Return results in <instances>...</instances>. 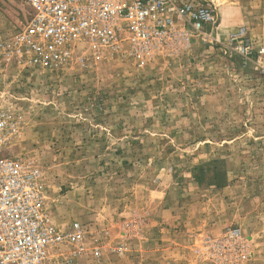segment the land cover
Segmentation results:
<instances>
[{"label": "rangeland", "instance_id": "obj_1", "mask_svg": "<svg viewBox=\"0 0 264 264\" xmlns=\"http://www.w3.org/2000/svg\"><path fill=\"white\" fill-rule=\"evenodd\" d=\"M191 1L216 22L145 62L126 43L84 63L0 61L18 124L5 155L39 170L56 226L102 246L76 264H264V0ZM29 17L0 0V40Z\"/></svg>", "mask_w": 264, "mask_h": 264}, {"label": "built area", "instance_id": "obj_2", "mask_svg": "<svg viewBox=\"0 0 264 264\" xmlns=\"http://www.w3.org/2000/svg\"><path fill=\"white\" fill-rule=\"evenodd\" d=\"M23 1L30 17L21 30L0 40V61L24 69L84 63L92 53H114L125 43L130 55L145 62L216 22L210 5L191 0ZM260 54L264 58V47ZM17 129L0 107V264H76L88 254L99 259L102 246L86 245L83 224L63 229L50 220L39 170L5 155Z\"/></svg>", "mask_w": 264, "mask_h": 264}]
</instances>
